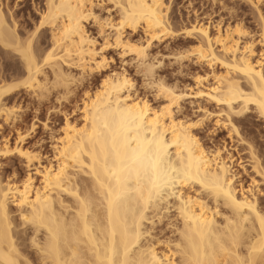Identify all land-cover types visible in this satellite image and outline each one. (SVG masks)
<instances>
[{"label": "bare ground", "instance_id": "1", "mask_svg": "<svg viewBox=\"0 0 264 264\" xmlns=\"http://www.w3.org/2000/svg\"><path fill=\"white\" fill-rule=\"evenodd\" d=\"M45 1L34 28L23 30L19 11L0 0V62L16 73L0 79V130L24 108L51 96L67 101L85 80L101 81L85 90L81 119L66 116L52 135L54 160L42 163L41 150L26 144L35 123L14 142L0 138V170L15 157L29 169L6 182L0 171V264H264V152L241 129L249 110L264 122L262 15L258 38L241 21L224 28L197 19L183 28L197 41L172 52L176 62L223 67L196 92L219 110L188 117L179 115L188 93L158 72L152 53L156 41L176 37L166 0ZM105 1L115 17L96 10ZM109 47L131 56L160 104L133 93L125 72L108 70ZM21 93L24 104L15 100ZM211 118L247 152L249 186L237 185L226 147L202 141Z\"/></svg>", "mask_w": 264, "mask_h": 264}, {"label": "rangeland", "instance_id": "2", "mask_svg": "<svg viewBox=\"0 0 264 264\" xmlns=\"http://www.w3.org/2000/svg\"><path fill=\"white\" fill-rule=\"evenodd\" d=\"M8 0H5V2ZM10 5L14 6L13 10L18 13V20L21 28L33 29L35 24L40 20L41 12L46 3L45 0H9ZM170 4L168 19L171 26L175 29L176 37L174 39L166 38L162 42L156 41L152 47V53L157 57V60L162 61L158 67V72L170 83L177 82L182 88L186 90L188 96L182 104V110L179 115L196 117L201 111L202 107H207L210 111H217L219 107L213 102H207L203 97L196 95L198 89L205 88L213 82V71H220L223 67L217 63L210 65L207 63H200L194 60H185L184 65H180L175 61L174 56L171 55L178 48L184 46H192L197 41L196 37L188 36L184 32V27L189 26L191 22L205 20L212 22L213 25L221 22L224 28L229 24L242 22L246 29L258 38L261 29V17L264 18V0H166ZM96 10L103 16H116L115 8L108 2H100ZM90 33L95 36L98 41V46L102 42V37L99 34L97 27L92 23L88 25ZM215 28H212L214 32ZM144 34L142 30L132 33L135 38L142 37ZM50 44L49 35L45 38L43 47ZM257 52H260L261 45L256 46ZM109 58V71L125 72L134 80L133 93L146 97L151 104L158 105L162 100L156 97L155 92L146 85L144 78L138 72L135 62L131 60L130 55L123 56L118 48L109 47L103 51ZM19 62V61H18ZM21 66V63L19 62ZM16 73L13 71H6L3 69L2 62H0V79L5 77H13ZM196 74L205 76L202 83L196 79ZM101 77L93 76L85 80L83 85H78L71 95L70 99L61 102L56 101L54 96H51L48 102L43 103L40 107L31 106L24 108L22 117L14 124L4 123L0 130V138H9L14 142L17 138V131H26L33 123L36 124L34 132L26 139L28 146H35L42 152V163H48L54 160L53 139L52 135H57L61 132L60 127L65 121L66 116L71 119H81L82 110L80 107L83 103L84 92L86 89H95L100 84ZM20 98V99H19ZM29 97L23 93L16 97V101L24 104V101ZM27 99V100H28ZM247 117L244 124H242V131L250 133L249 137L253 138L259 151L264 152V122L255 113L249 110L242 118ZM47 123L46 128L44 124ZM202 141L208 147L215 146L226 147L224 156L228 153L233 154L234 170L239 172V180L237 185L241 184L244 187L249 186L252 178V169L249 168V163L245 158L247 152L241 150V145L238 146L235 140L230 139L227 130L215 124V119L211 118L206 122L205 126L199 131ZM263 136V137H262ZM14 157V156H13ZM5 158L2 160L1 175L4 181L20 180L29 169L26 167L22 159L15 157L14 159ZM240 163L246 165L247 170H244ZM33 169V167L31 168ZM30 169V170H31ZM261 197L264 201V187Z\"/></svg>", "mask_w": 264, "mask_h": 264}]
</instances>
